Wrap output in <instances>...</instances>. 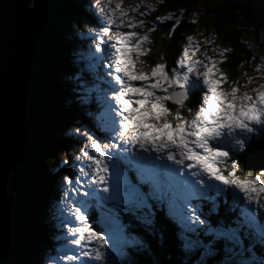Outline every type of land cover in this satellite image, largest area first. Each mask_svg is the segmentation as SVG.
<instances>
[{"label":"snow or ice","instance_id":"snow-or-ice-1","mask_svg":"<svg viewBox=\"0 0 264 264\" xmlns=\"http://www.w3.org/2000/svg\"><path fill=\"white\" fill-rule=\"evenodd\" d=\"M99 5L100 0L89 5L94 16L89 22L99 26V31L93 32L89 28L84 32L81 29V34L94 41L96 53L111 50L110 55L98 59L108 60L104 67L109 70L107 75L111 79L108 84L112 94L105 99L109 118L104 128L108 133L105 138L115 142L102 144L98 137L75 130L86 137L87 146L71 158L73 166L82 157H87L89 163L87 170L82 164L78 172L73 167L70 175L75 177L74 184L68 175L63 180L69 187L60 203L71 210V215L81 225L68 228V235L72 237L70 243L85 248V242L95 244V247L86 248L82 255L97 262L105 261L109 242L105 235L94 230L88 215L82 211L87 201L69 202L68 198L79 195V188L83 187L80 177L87 176L88 170L92 179L89 190L83 195H96V188L91 184L103 185L99 191L109 193L107 161H118L113 165L116 171L113 173L115 179L111 195L98 199L114 200L124 206L119 210L133 215L142 213L144 221L151 224L149 217L156 208L152 201L164 200L170 189H180V202L169 201V206L180 220L183 231L178 238L186 252L194 253L193 262L200 259L201 264H205L203 258L215 252L217 255L207 264H220L219 252L227 249L232 254L227 264H253L245 259L246 255L251 257L254 250L248 247L244 233L251 236L252 231L258 228L264 242V181L261 179L264 171L253 178L238 175L240 160L236 154L251 148L249 141L254 133L264 135V85L252 89V94L241 92V87H247V84L240 85L239 81L224 87L228 83L227 76L218 65L224 63L223 58L229 50L219 52V61L206 54H203V59H195L200 48L193 44L191 37L186 38L188 43L170 70L163 63L146 66L141 57L151 52L150 48L146 51L144 47L145 42H151L148 32L141 35L136 31L144 28L145 22H136L135 17L128 19L136 12L140 16L146 15L143 10L146 6L137 5L129 11L117 3L107 11ZM182 15V12L177 15L169 35L179 27V16ZM156 19L164 24L173 19V14L157 16ZM113 26L117 29L124 27L128 31H116L112 42L106 43L104 37L109 36ZM149 31H155V27ZM251 82L249 78L247 83ZM195 90L201 92L199 102L195 110L189 107V115L184 117L181 110L185 109ZM169 103L175 105V111L168 107ZM137 147L140 153L134 151ZM113 150L120 154L130 153L126 160L135 175H124L119 170V155L114 156ZM142 153H154L155 156ZM227 189H231L237 202L246 207L234 221L226 217L223 224L213 227L209 216L203 215L191 200L194 197L212 200L209 193ZM74 204L78 206L74 207ZM121 240L131 246L141 244L134 238L123 240L121 236ZM113 251H122V248L113 245ZM65 259L76 261L78 257L65 255ZM259 264H264V258Z\"/></svg>","mask_w":264,"mask_h":264},{"label":"trees","instance_id":"trees-1","mask_svg":"<svg viewBox=\"0 0 264 264\" xmlns=\"http://www.w3.org/2000/svg\"><path fill=\"white\" fill-rule=\"evenodd\" d=\"M156 1L157 6L147 14L145 23L151 42L147 44L151 52L141 57L146 66L164 63L170 70L187 42L188 33H195L200 36V55L214 47L229 50L223 58L224 63L218 65L227 76L225 87L234 81L244 84L248 74L254 71L258 56L264 55V0ZM86 2L36 0V5L29 4L23 13L25 37L18 106L19 147L13 168L6 175L0 219V264H36L43 259L42 251L46 247L52 248L55 219L51 204L59 197L52 165H57V154L71 142L73 136L66 129L78 114L79 102H94V94L80 92L70 72L79 68L71 61L69 48L80 42L77 29L87 15ZM181 12L179 27L169 35ZM167 14H173V19L164 24L156 19ZM153 27L155 31H149ZM212 56L217 61L221 59L219 52ZM200 95V90L193 92L185 109L181 110L182 116L188 115L189 107L195 109ZM168 107L175 111V105L169 103ZM249 142L250 149L236 154L240 160L238 175L253 178L264 171V135L255 136ZM166 199L160 200L164 206ZM152 203L156 208L149 217L152 223L147 227L143 224L142 213L133 215L119 210L123 205L118 209V215L132 225L134 232L149 241V253L135 256L137 264H201L200 259L193 262L194 253L183 249L178 238L181 227L177 226L180 224L176 226L165 214L159 201ZM198 203L203 215L209 216L214 226L224 223L226 217L233 221L239 217V209L229 200L220 198L217 202L203 200ZM244 236L248 247L254 250L252 262L258 264L264 258V242L259 233L254 235L252 232L249 236L245 232ZM219 254L222 260L223 253L220 251Z\"/></svg>","mask_w":264,"mask_h":264},{"label":"rangeland","instance_id":"rangeland-1","mask_svg":"<svg viewBox=\"0 0 264 264\" xmlns=\"http://www.w3.org/2000/svg\"><path fill=\"white\" fill-rule=\"evenodd\" d=\"M117 3H121L123 8L131 11L134 6L137 5H144L146 6L143 10L149 14L157 6L156 0H100V7H104L107 11H110L112 8L115 7ZM29 4L31 6L36 5V0H30ZM95 4V0H87L85 3V10H87V15L83 18L81 27L78 30V34L80 36V42L74 44L69 48L71 52V61H73L75 67L79 65V68H73V71H70L72 74L73 81H76L77 85L80 87V92L84 94H94L92 96V100L94 102H79L78 105V114L72 120L73 122H69L67 127V133L73 136L69 142V146H63L60 152L57 154V165L53 166V170H55L56 179H57V194L59 195L58 198L52 200V208L54 212L52 217L55 219V226L54 231L52 232L51 236V244L52 248L46 247L44 251H42L43 259H39V262L36 264H137V255L142 254L144 252H148L149 241L145 236H139L133 230V227L130 223L124 221L121 215H116L114 213L113 208H111L110 203L106 202H113L114 200H101L97 197H105L111 195V185L115 179L113 173L116 169L113 167L114 164L118 163V161H107L109 164V186L110 192L109 193H102L99 191V187H103V185L97 186L95 184H91V187L96 188V195H88L84 196L83 193L89 190V184L92 179L91 172L88 170L87 176H81L80 179L82 181L83 187L79 188V195L69 197V202L72 201H87V203L82 207V211L85 212L86 215L89 217V222L93 225L94 230L98 231L101 235H105L106 239L109 242V248L106 250V258L105 261L97 262L93 259L84 257L82 252L84 250L90 249L95 247V244H86V248L82 246L73 245L70 243L72 237L68 235V228L69 227H78L81 226L78 222L75 221L74 216L71 215V210L67 209L66 207L61 205V200L63 197V193L69 185H65L63 183L64 177L66 175L69 176V179L74 180L75 177L70 175L73 171V167H75V171H79V165H83L87 170V165L89 163L87 157H82L80 161L76 162V165L73 166L72 159L73 157L77 156L80 152L81 148L87 146L86 137H83L75 132L76 129H79L80 133L88 132L94 136V138H99L100 142L103 143H110L115 142L114 140L106 139L105 137L108 136V133L105 131L104 125L107 122L109 116L107 111V106L105 104L106 96H111V91L109 90L108 81H110L111 77L107 75L108 69L104 67L105 64L108 63L107 59H98V57L104 56L107 57L110 55L111 50L108 52L103 53H96L94 47V41L88 38L85 35L81 34V29L84 32H87L89 28L92 29L93 32L99 31V26H94L89 21L94 19L93 13L89 11V5ZM98 14V13H97ZM147 14L144 16H140L139 12L132 13L128 19H132L135 17V21L138 22L139 20H144L147 23ZM120 21L117 20V24ZM146 27L144 28H137L136 31L143 35L145 32ZM116 31H128L127 28H119L117 29L113 26L109 36L104 37L106 43L112 42L114 39V33ZM187 37L192 38V42L195 45H198L201 49L199 44L200 36L195 33H188ZM188 41L186 42V44ZM148 42H145V50L147 49ZM223 47H214L212 51H202L201 54H206L209 57H213V53H218L222 51ZM191 55V52L189 53ZM202 55L199 53L196 54L195 59H203L201 58ZM257 64L254 68V71L247 76V80L244 82L243 85L247 84V87H241V92H248L252 94V89L259 88L260 85H264V55H259L257 59ZM164 64V63H163ZM89 76H85L87 74ZM69 79L70 77L67 76ZM71 78V79H72ZM251 78V83L248 84V79ZM72 81V80H71ZM227 84L224 85V87ZM113 106L114 103H113ZM195 110V109H194ZM114 115V113H113ZM189 115V114H188ZM184 117H187L184 116ZM260 135L258 132L254 133L253 136ZM252 136V137H253ZM251 137V138H252ZM137 153H140V149L137 147L134 149ZM120 152H123V148L121 147ZM94 155V153H91ZM145 156L152 155L155 156L154 153H142ZM113 155H119V170L124 175H132V172L129 168H127L124 164L127 165L128 162L126 157L130 155V153H117L113 150ZM50 160H52L50 158ZM63 161H68L67 164L63 163ZM159 163V162H157ZM164 163H168L165 161ZM264 181V178L262 179ZM217 183V182H212ZM221 188L223 186H220ZM177 192H167L166 198L171 196L177 198L180 202L181 200V191L180 189ZM226 192H232L231 189H227L224 192L220 193L221 195L225 194ZM201 199V197H194L191 200L192 205H196L200 210L201 207L196 204V200ZM226 199V198H225ZM177 202V201H176ZM234 203L237 204L238 214L240 215L241 210L246 207L245 204L237 202L236 198ZM105 204V205H104ZM78 206L74 204V207ZM191 206V205H190ZM170 207V206H169ZM173 213V211L171 210ZM202 212V210H201ZM255 214V213H254ZM174 215V214H173ZM136 217H138L136 215ZM177 217V216H176ZM142 218V217H141ZM177 222L180 224V227L183 231L181 226L180 220L177 218ZM67 224V227L64 225ZM144 226L148 225L145 221L143 222ZM223 224V223H220ZM213 227H216L213 225ZM258 228L253 230V234H257ZM181 231V232H182ZM186 235L192 236L191 233H185ZM121 236H123V240H130V239H137L141 241L140 245L131 246L127 244H123L121 240ZM202 239V238H201ZM113 245L116 248H122V251H113ZM134 250V251H133ZM223 253V259L220 261V264H227L229 256L232 254L227 251V249L221 250ZM65 255L72 256L75 255L78 257L76 261H68L65 259ZM217 253H212L208 257H204L203 260L206 262L209 258H213L216 256ZM136 256V257H135ZM220 256V254H219ZM10 259V256H8ZM221 257V256H220ZM248 257V256H245ZM238 259V257H235ZM250 261H253L255 257L247 258ZM259 264V263H258Z\"/></svg>","mask_w":264,"mask_h":264},{"label":"water","instance_id":"water-1","mask_svg":"<svg viewBox=\"0 0 264 264\" xmlns=\"http://www.w3.org/2000/svg\"><path fill=\"white\" fill-rule=\"evenodd\" d=\"M30 0H0V219L6 175L19 147L18 106L24 48L23 13Z\"/></svg>","mask_w":264,"mask_h":264}]
</instances>
